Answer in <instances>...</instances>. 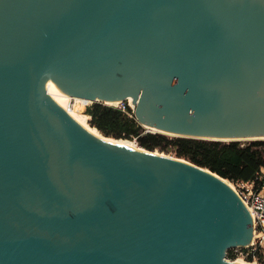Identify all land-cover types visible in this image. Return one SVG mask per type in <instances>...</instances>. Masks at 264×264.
I'll return each instance as SVG.
<instances>
[{"label":"water","instance_id":"obj_1","mask_svg":"<svg viewBox=\"0 0 264 264\" xmlns=\"http://www.w3.org/2000/svg\"><path fill=\"white\" fill-rule=\"evenodd\" d=\"M50 76L153 132L262 140L264 0H0V264H233L250 246L226 179L92 138Z\"/></svg>","mask_w":264,"mask_h":264},{"label":"trees","instance_id":"obj_2","mask_svg":"<svg viewBox=\"0 0 264 264\" xmlns=\"http://www.w3.org/2000/svg\"><path fill=\"white\" fill-rule=\"evenodd\" d=\"M84 115L88 117V124L103 136L133 141L149 151L172 153L232 183L254 180L264 169V140L218 141L147 132L129 107L122 111L101 103L87 105ZM238 254L248 262L256 260L264 264V248L229 249L226 258L233 261Z\"/></svg>","mask_w":264,"mask_h":264},{"label":"bare ground","instance_id":"obj_3","mask_svg":"<svg viewBox=\"0 0 264 264\" xmlns=\"http://www.w3.org/2000/svg\"><path fill=\"white\" fill-rule=\"evenodd\" d=\"M48 91L53 96V98L56 100V102L59 104V106L62 108V110L70 117V119L73 120L77 125H79L92 138H94V139H96V140H98L104 144H107L109 146H115V147H119L121 149H126L129 151H134V152H138V153H145L146 152L142 148H139L137 145H135L133 142H130L128 140H122V139L116 140L113 138L104 137L95 128L90 127V125L88 124V117L81 113V109L86 104L87 101L85 99H82V98H79L77 96L70 94L61 84H59L56 80H54L52 76H50V78H49ZM119 102H120L119 100H114V101H106L105 103L109 106H117ZM130 105H132V104H130ZM150 130H155V129L151 128ZM261 139H264V138H261ZM153 154L161 156V157H165V156L158 154L156 152H154ZM177 161H179V160H177ZM180 162H182V161H180ZM221 181L231 191H233V192L235 191L234 187L232 186L231 183H229L226 180H222V179H221ZM247 211H248V209H247ZM248 212H250V211H248ZM249 215H250L252 226H253V218L251 216V213H249ZM252 230H253V228H252ZM253 237H254V234L252 231V233L249 237V241H248L249 245L253 244V239H254ZM232 263L233 264H256V263H252V262H246L243 259L234 260V261H232Z\"/></svg>","mask_w":264,"mask_h":264},{"label":"built area","instance_id":"obj_4","mask_svg":"<svg viewBox=\"0 0 264 264\" xmlns=\"http://www.w3.org/2000/svg\"><path fill=\"white\" fill-rule=\"evenodd\" d=\"M127 107L133 110V106L125 102H121V106L117 108L126 111ZM233 184L235 185V194L248 211H250L249 213H251L253 218L254 239L253 244L249 247H253V250L258 247L262 249L264 243V169L261 170L254 180L237 181ZM240 255L244 258L242 254Z\"/></svg>","mask_w":264,"mask_h":264},{"label":"rangeland","instance_id":"obj_5","mask_svg":"<svg viewBox=\"0 0 264 264\" xmlns=\"http://www.w3.org/2000/svg\"><path fill=\"white\" fill-rule=\"evenodd\" d=\"M125 103H130L131 104V102H129V101H127V102H125ZM89 105V104H88ZM87 105L85 104L83 107H82V109H81V113L82 114H84V110H85V107H86ZM119 106H121V103L119 102L118 103V105L117 106H113V107H119ZM131 109V108H130ZM134 109V108H133ZM133 111V110H132ZM145 128V127H144ZM146 129V131L147 132H153L152 130H147L148 128H145ZM169 136V135H168ZM263 140V139H262ZM244 141H247V140H244ZM130 142H133V141H130ZM134 144H135V142H133ZM136 145V144H135ZM157 153V152H156ZM162 154H164V155H166V157H175L172 153H162ZM169 157V158H170ZM173 159V158H172ZM228 181V180H227ZM229 182V181H228ZM229 183H231L232 184V186L233 187H235V185L232 183V182H229ZM263 248H264V243H263ZM235 249H238V247H235ZM239 256L235 259V260H237V259H243L244 261H246L240 254H238ZM226 260L227 261H229V262H231V260H229V259H227L226 258ZM234 261V260H233ZM246 262H248V261H246ZM252 263H256V264H260V263H258L256 260H253L252 261Z\"/></svg>","mask_w":264,"mask_h":264}]
</instances>
